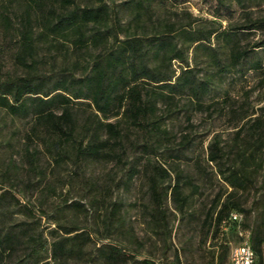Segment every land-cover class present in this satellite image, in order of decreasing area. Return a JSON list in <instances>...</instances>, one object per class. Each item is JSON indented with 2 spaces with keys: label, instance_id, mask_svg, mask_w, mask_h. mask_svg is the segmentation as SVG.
I'll return each mask as SVG.
<instances>
[{
  "label": "trees",
  "instance_id": "obj_1",
  "mask_svg": "<svg viewBox=\"0 0 264 264\" xmlns=\"http://www.w3.org/2000/svg\"><path fill=\"white\" fill-rule=\"evenodd\" d=\"M157 1L5 0L0 5V21L6 33L12 28L8 6L15 2L22 6L15 54L21 73L0 76V109L12 117L29 118L30 134L59 161L65 156H72L77 164L116 157L125 127L139 134L140 142L135 146L143 153L163 150L179 160L193 138L188 134L177 138L165 121L180 111L183 97L196 108L209 109L214 104L205 105L204 99L216 77L233 74L241 81L247 71L258 74L257 84L264 87V61L255 55L257 50H264V18L253 19L244 13L243 20L235 21L232 5L242 6L244 0H210L213 20L202 21L181 10L182 21H176L158 14ZM182 1L168 0L174 7ZM122 13L127 15L126 21ZM222 20L227 26H222ZM256 31L259 36L250 40ZM40 43H51L65 51L74 49L81 58L43 71L37 51ZM198 52L214 72L200 74L192 66V60L197 64ZM244 93L246 97L250 94L246 89ZM245 105L230 107L232 118L243 122L235 131V144L225 146L214 137L207 145L206 162L212 164L211 174L221 187L211 199L204 222L220 236L235 233L238 243L244 239L238 227L248 230L256 264H264V170L255 188L262 194L253 202V226L248 229L243 220L230 218L231 213L244 211L234 193L254 189L256 175L262 169L264 104L262 113L251 120L253 112L249 113ZM28 161L33 162L30 158ZM138 165L137 159L129 163L121 180L123 187L131 185L140 171ZM144 171L147 223L154 233L168 237L165 201L172 199L175 209L184 214L200 186L178 165L173 167L168 162H148ZM94 203L91 205L96 206L98 201ZM72 206L88 210L78 201ZM11 207L26 220L11 221ZM121 207V202L114 201L110 209L100 212L105 231L101 239L119 229ZM56 211L63 213V207ZM38 214L48 216L44 210L36 213L6 189L0 192V264H62L71 260L162 264L151 258L138 259L112 242H97L86 230L61 225L59 217H52L57 228L49 229L51 240L47 242L38 231ZM42 251H48L49 256L40 255ZM229 251L224 248L222 262H228ZM163 264H180L178 254L175 261Z\"/></svg>",
  "mask_w": 264,
  "mask_h": 264
},
{
  "label": "rangeland",
  "instance_id": "obj_2",
  "mask_svg": "<svg viewBox=\"0 0 264 264\" xmlns=\"http://www.w3.org/2000/svg\"><path fill=\"white\" fill-rule=\"evenodd\" d=\"M121 1L115 0V3ZM3 2L5 0H0V5ZM156 4L159 7L158 14L171 20L182 21L184 14L180 13L181 10L202 21L214 19L210 14V8L212 9L210 0H183L175 7L171 6L168 0H158ZM8 9L12 20L10 32L4 31L0 21L1 77L21 73V68L15 61V54L22 6L15 2L11 3ZM232 9L235 21L243 20L244 13L253 19L264 18V0H244L242 6L234 3ZM122 14L126 21L128 19L126 13ZM221 23L222 26H227V22L222 20ZM258 36L259 32L256 31L249 39L253 40ZM37 51L43 71L56 70L81 58L74 49L65 51L51 43H40ZM255 55L262 57L264 61V50H257ZM191 56L190 53L189 57ZM204 60V55L198 52L197 64L195 65L193 60L190 63L200 70V74L205 71L214 72V68L208 67ZM258 79V74L252 71H247L241 81L233 74L222 78L216 77L212 91L204 99L205 105L214 104L209 109L194 107L187 102L186 97L181 99L178 106L180 111L165 121L168 130L177 138L183 134L191 135L193 138L191 147L183 152L179 160L170 157L168 152L161 149L157 153H143L135 146L140 142L139 134L125 127L116 157L77 164L72 156L70 158L65 156L59 161L56 154H51L30 134L29 118L12 117L0 109V192L6 189L22 204L32 206L36 213L44 210L48 214V216L38 214L40 216L37 224L38 231L43 232L47 242L51 240L48 236L49 229L57 228V222L53 218L59 217L61 225L77 228V231L86 230L97 242L101 240L117 244L138 259L146 257L163 264L175 261L177 253L180 264H228L227 259L225 262L221 261V254L224 248L228 250L238 243L237 235L226 233L220 236L204 222L211 199L221 187L217 177L211 174L212 164L206 162L207 145L214 137L219 138L225 146L235 144V131L243 122L237 123L232 118L231 106L239 108L247 103L245 106L248 107L249 113L253 112L249 120L262 113L264 87L257 84ZM245 89L250 92L248 97L245 96ZM161 107L163 108L162 105ZM29 158L33 160L32 164L29 163ZM261 158L262 169L256 175L254 189L234 193V199L238 200L240 208L244 210L242 220L248 229L253 226L256 215L253 202L262 194V191H255L260 185V174L264 170V153ZM134 159L139 161L140 171L133 178L131 185L125 188L121 180L125 177L129 163ZM158 160L166 164L171 163L173 167L178 165L185 174L193 178L195 184L200 186L199 193L192 197L184 214H180L175 209L172 199L167 198L165 206L170 235L165 238L154 233L147 223L148 194L144 168L148 162L156 163ZM168 182L169 180H166L165 184ZM230 190L227 189L228 192ZM96 200L98 204L91 205ZM74 201L80 202L88 210L73 208ZM114 201L122 203L119 213L120 227L112 232L109 238L101 239L105 231L99 217L100 212L104 213L110 209ZM58 207H63V213H57ZM10 210L12 211L8 215L11 216V221L26 220L25 215L16 211L17 209L11 207ZM90 247L92 248V245ZM40 255L46 257L49 256V252L42 251ZM62 264L97 263L71 260Z\"/></svg>",
  "mask_w": 264,
  "mask_h": 264
},
{
  "label": "built area",
  "instance_id": "obj_3",
  "mask_svg": "<svg viewBox=\"0 0 264 264\" xmlns=\"http://www.w3.org/2000/svg\"><path fill=\"white\" fill-rule=\"evenodd\" d=\"M243 215L241 213H231L230 218L232 221L240 222ZM239 234L244 236V239L231 246L228 255V264H256V254L254 249L248 242V230H242L238 227ZM263 263H264V244H263Z\"/></svg>",
  "mask_w": 264,
  "mask_h": 264
}]
</instances>
